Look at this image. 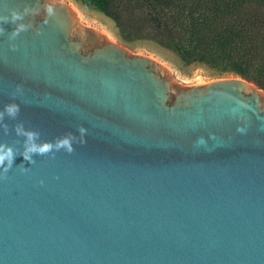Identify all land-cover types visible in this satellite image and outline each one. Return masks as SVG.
<instances>
[{
    "label": "water",
    "instance_id": "obj_1",
    "mask_svg": "<svg viewBox=\"0 0 264 264\" xmlns=\"http://www.w3.org/2000/svg\"><path fill=\"white\" fill-rule=\"evenodd\" d=\"M25 8L38 11L14 40L0 24V111L20 108L0 122V143L19 150L0 169V264H264L257 88L176 86L152 58L82 28L67 3L0 0V15ZM18 123L38 144L87 131L73 152L30 163Z\"/></svg>",
    "mask_w": 264,
    "mask_h": 264
},
{
    "label": "trees",
    "instance_id": "obj_2",
    "mask_svg": "<svg viewBox=\"0 0 264 264\" xmlns=\"http://www.w3.org/2000/svg\"><path fill=\"white\" fill-rule=\"evenodd\" d=\"M128 29L264 89V0H76ZM130 28V29H129Z\"/></svg>",
    "mask_w": 264,
    "mask_h": 264
},
{
    "label": "rangeland",
    "instance_id": "obj_3",
    "mask_svg": "<svg viewBox=\"0 0 264 264\" xmlns=\"http://www.w3.org/2000/svg\"><path fill=\"white\" fill-rule=\"evenodd\" d=\"M58 1L67 3L75 11L82 28L87 26L98 32L106 41L120 45L131 54L146 55L158 62L176 86L201 85L214 79L240 77L200 62L185 63L175 51L161 46L156 41L137 36L128 29L121 31L111 17L94 6H86L76 0ZM247 81L264 97L263 88L252 81Z\"/></svg>",
    "mask_w": 264,
    "mask_h": 264
},
{
    "label": "clouds",
    "instance_id": "obj_4",
    "mask_svg": "<svg viewBox=\"0 0 264 264\" xmlns=\"http://www.w3.org/2000/svg\"><path fill=\"white\" fill-rule=\"evenodd\" d=\"M49 15H52L53 8L51 5H48L46 8ZM37 9H29L25 8L23 11L12 9L10 10L9 15H0V24H8L12 23L15 25L14 29L9 34V40H14L22 31H26L31 27L30 23H18L19 21H23L25 14L34 15L37 13ZM5 29L0 27V35L4 34ZM13 50H15L16 45H11ZM22 86L17 85L16 90L12 93V96L15 97L17 93H22ZM20 112L19 105L17 103H9L6 104L4 109L0 111V122H2L5 118V115L8 117L15 119ZM5 132H7V125H4ZM15 131L18 136L25 137L23 142V151L19 153L24 161H28L30 163H34L33 155H49L52 154L54 156L55 151H59L61 149L65 150L68 153L74 151L73 142L84 143V136L86 134V129L83 126L78 128V132L80 134V139L77 140V137L71 132L64 135L62 138L57 139L53 142H43L36 143L38 138V133L25 130L21 123H18L15 126ZM18 143V142H17ZM19 150L14 148V146H9L7 144L0 143V169H3V173H7L9 169L12 168L14 161L17 157ZM25 171L26 169H21Z\"/></svg>",
    "mask_w": 264,
    "mask_h": 264
}]
</instances>
